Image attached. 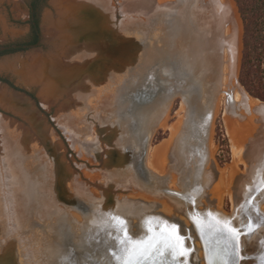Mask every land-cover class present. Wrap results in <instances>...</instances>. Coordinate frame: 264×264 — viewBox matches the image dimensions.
I'll return each instance as SVG.
<instances>
[{
    "label": "rangeland",
    "instance_id": "374dc122",
    "mask_svg": "<svg viewBox=\"0 0 264 264\" xmlns=\"http://www.w3.org/2000/svg\"><path fill=\"white\" fill-rule=\"evenodd\" d=\"M134 1L45 0L40 10L42 42L36 47L0 55V76L34 92L37 97L34 99L0 80V91L4 94L0 95V264H61L59 255L63 253L94 257L104 235L109 236L111 228L117 229L118 224L111 222L110 215L115 210L120 213L119 207L128 198L138 199L144 206L148 204L147 213H158L156 208H161L162 203L179 206L175 202L178 201L190 205L192 211L206 214L210 209L201 207V199L210 197L206 185L210 175L208 167L217 168L215 173L221 183L225 170L237 164L231 128L230 133L228 129L231 123L227 125L229 119L226 117V122L224 117L225 108L213 105L209 96L215 83L209 82L208 74L213 73L214 67L204 59L194 68L195 85L184 84L197 96H188L183 91L170 97L159 95L156 104L147 108L142 118L145 129L140 143L135 138L129 118L121 114L124 103L117 90L122 83L111 67L123 72V44L130 43L134 48L136 43L146 40L147 48H152L168 42L176 54H185L184 64L192 66V55L197 60L202 38L192 26L189 27L191 34L181 38V43L167 34L177 19L173 12L185 6L186 0H150L148 10L142 7L138 11L122 10L121 3ZM29 4L30 0H0V47L28 38ZM189 14L188 9L186 16ZM241 19L238 15L235 23L242 52ZM47 25L58 32L47 33ZM68 30L74 35V47L85 48L77 56L63 59L64 64L56 68L55 60L52 63L49 59L57 53L59 57L62 55V50L57 51L56 46L62 42L61 32ZM110 34H114L115 40ZM155 34L164 42L160 39L156 42ZM98 35H103L100 40ZM186 40L195 50L190 51L188 42L183 43ZM100 46L105 52L99 50ZM157 52L161 57V72H165L160 79L172 87L173 84L165 79L170 78L166 74L174 67L164 54ZM79 56L81 59L77 58ZM241 60L242 53L237 76L240 84ZM5 61L12 65L3 66ZM30 65L34 68L25 77L22 70ZM183 103L185 109H182ZM193 108L197 113H193ZM145 110L142 108L143 112ZM64 119L70 120L76 130L74 142L62 127ZM173 125L179 130L174 137ZM194 132L201 134L198 141L193 139ZM184 139H189L190 150L197 152L186 162L182 160ZM133 140L141 147L132 160L127 148ZM163 147L166 148L163 150ZM155 148L159 149L157 166L160 170L149 166ZM202 149L203 160L196 162L194 159ZM238 166L237 176H240L239 173H245L246 166L243 163ZM252 167L247 177L234 183V199L229 191L231 188L221 191L219 206L225 216L233 219L236 216L229 214L242 203L244 193H239L240 189L244 191L246 184L252 183L248 182L254 176L250 174ZM187 197H192V202ZM92 212L99 217L105 213L109 216L94 231L89 229L86 218ZM65 219L75 223V229L64 224ZM54 224L61 225L60 237H54ZM80 224L87 231L83 236L76 230ZM257 231L250 232L247 238ZM68 237L71 240L65 242ZM47 242L57 249L55 254H49ZM263 243L264 238L258 237L255 252L246 255L250 259L243 264H251ZM194 246L191 261L204 264L200 242L195 241Z\"/></svg>",
    "mask_w": 264,
    "mask_h": 264
},
{
    "label": "bare ground",
    "instance_id": "6f19581e",
    "mask_svg": "<svg viewBox=\"0 0 264 264\" xmlns=\"http://www.w3.org/2000/svg\"><path fill=\"white\" fill-rule=\"evenodd\" d=\"M149 1L150 0H136L134 3L130 2V4L121 3L122 10H124L123 8H127L129 11L134 9H136L134 11H138L140 7L144 10H148ZM188 9L190 14L187 17ZM173 14H175L177 19L175 23L171 24L172 27L168 29L171 31V29L174 28V31L177 30L178 32H183L184 30L185 37H187L191 34L189 27L192 26L196 28L198 35L202 38V46L197 55V60L199 59L202 62L204 59L210 62L215 69L213 74L215 87L212 96L213 100L211 101H213V105L223 106V108H225L224 113L226 116L224 115V117L230 120L227 122L226 119V124L228 125L229 122L231 123V127H228V129L230 133L231 128V138L233 139L234 154L237 164L231 166L229 170H225L224 182L225 188H231V190H228L231 191L230 194H233L234 199L236 195V191L232 188L235 187L234 183L238 181V179L239 181L242 180L244 176L247 177L246 175L249 173L250 167L253 165L254 161L258 160L261 150L264 148V101L247 93L237 80L242 47L241 38L238 37L236 33L235 23L239 12L234 0H186L185 6L176 8ZM55 32L58 31L55 30L53 26L47 25V33L52 34ZM59 37L62 42L59 46H56V49L57 51L59 49L62 50L63 53L61 52L62 55L60 57L57 53L55 57L53 56L49 59L52 63L54 62L53 60H55L54 66L56 68L64 64L63 59L75 57L85 48L83 47V49L80 50L81 47H74V35L71 34L69 30L66 32L62 31ZM183 37L179 34V43H181V38L183 39ZM187 42V40L185 42L183 41V43ZM188 44L190 51L195 50L191 43L188 42ZM77 58L81 59V56ZM41 59H43V57H41ZM47 62H49L48 59ZM3 64V66H11L12 62L5 61ZM33 68L34 67L30 65L28 69L22 70V74L28 77L30 69ZM62 71H64V68ZM0 95L3 96V92L0 91ZM62 127L65 133L71 137V140H75L76 130L72 122L68 119H64ZM132 142H134V140ZM131 145H133V143H131ZM158 154L159 149L155 148L150 161L151 166L157 165ZM240 163L246 166V170L244 174L239 173L240 176H237L239 169L238 165ZM220 187L214 191L221 193V190H219ZM122 205L121 208L119 207L120 213H117L116 210L115 213L124 217L127 221L121 231L124 233L127 241L119 251L118 264H191V250H189L190 239L187 238L189 233L184 230L186 226H180L177 222H171L161 214L147 213V208L141 205L135 208L130 206L131 204L128 202ZM94 209V212L98 209L96 204L94 205ZM102 215L99 217L92 212L91 216L86 217L88 220L87 224L88 226L90 225L89 229H91V231H94V228L102 221L108 220L109 216L107 217L106 213ZM134 216H136L135 218L137 221L135 218L133 220ZM63 217L65 216H62V218ZM64 224L71 225L75 229V223H71V220L67 221V219H65ZM60 226L61 225L56 224L53 225L55 234H52H54V237H60L58 233ZM76 230L82 236L83 233L87 232L85 226L81 224L80 226L78 225ZM173 231L179 236V244L176 243L175 238L170 236V233ZM50 237L51 235L49 234V238ZM47 243L48 246H52L49 242ZM50 246V250L48 249L49 254L53 255L57 252V249L53 246V248H51ZM213 250L215 251V249ZM206 257L207 258L204 257L205 264L227 263L221 251L220 254L211 257L212 259H209L206 251Z\"/></svg>",
    "mask_w": 264,
    "mask_h": 264
},
{
    "label": "flooded vegetation",
    "instance_id": "af4514ba",
    "mask_svg": "<svg viewBox=\"0 0 264 264\" xmlns=\"http://www.w3.org/2000/svg\"><path fill=\"white\" fill-rule=\"evenodd\" d=\"M30 20L33 18L32 16V8H31V0H30ZM32 30V26L30 23V32ZM30 35V33H29ZM42 36V31L39 35V40L41 39ZM31 40V38H28L23 41V42H15V44L20 45V48H31L32 45L37 44L36 43H29L27 41ZM14 44V43H12ZM11 45V44H7ZM7 50V49H6ZM4 51V50H3ZM192 67L195 68L197 67L198 64L201 65V61L192 55ZM201 69L203 70L202 66ZM215 70V69H214ZM203 74L204 71L202 72ZM213 73L208 74L210 81H215L213 80ZM211 83V82H210ZM214 87L209 91V96H213V91ZM182 109H185L186 104L183 103ZM178 125V124H177ZM173 125L172 126V134L173 137L177 135L178 133V126ZM200 133H193V139L196 138L198 141L200 138ZM189 139H184V144H183V151H182V160L183 161H190L191 159V154L194 156V154H197V152H193V149L190 150L189 146L187 145ZM133 145H130L132 148L137 151L139 149V144L137 142H132ZM169 142L167 143V145ZM167 147V146H166ZM166 147H163L165 149ZM196 147V146H195ZM192 151V152H191ZM203 149L198 152V157L195 158L194 160H203ZM152 154V153H151ZM159 155V154H158ZM165 153L163 154V156ZM260 157L258 160L254 161L253 167L251 168V175L253 176V179H249L248 182H252L251 184H246V189L243 191L240 189L239 193H244V198L242 200V203L236 210H234L230 216H233L234 214L236 215L233 218H230L229 216H225L221 211L220 208V193H217V191H214L218 189L220 186L221 191H223L225 188V182L221 181L215 174V170H212L210 166L208 167V170L210 171V175L208 176L207 179V187H208V192L210 197L204 196L202 200V205L201 207L203 208H209L210 211L207 212L206 214H201L199 212H196L195 210H191L190 205L183 204L182 202L175 201L179 203V206L176 205V207L170 205L164 206V203H162L161 208H156L158 213L155 212H150V214H161L164 217H166L169 221L171 222H177L180 226H188V233L189 236L187 238L190 239L191 245H189V250H191V256L194 253L192 249H194L195 241H199L201 245V253H202V258L204 259V264H205V258L206 257V251L207 255L209 256V259H212L211 257H214L215 255L221 253L224 254L225 259H226V264H243L246 262V260L250 259V256L246 257V255H249L252 252H255L256 250V240L258 237L261 236V238H264V226H261L262 223H264V148L261 150V153L259 155ZM151 158V155H150ZM150 158H149V166L160 170L158 166H154L150 164ZM132 160L134 158H131ZM206 160V159H205ZM182 161V162H183ZM197 162V161H196ZM201 162V161H200ZM133 163V161H131ZM158 163V162H157ZM133 168V167H132ZM211 169V170H210ZM218 178V179H217ZM222 180V179H221ZM243 181H241L242 184ZM244 184V183H243ZM245 185V184H244ZM253 189L255 190V193L252 194L251 197H249L250 193L252 192ZM239 190V189H238ZM243 191V192H241ZM188 200L192 202L193 198L192 197H187ZM127 200V199H126ZM248 203L246 204V202ZM131 204L133 208L136 206H144L141 204L142 201L140 200H128L126 203ZM172 203V202H171ZM144 207L148 208L145 205ZM138 208V207H137ZM176 208V209H174ZM178 213V214H177ZM179 215V216H178ZM227 223V224H226ZM244 226V229H243ZM205 228V229H204ZM235 229V233L232 231ZM195 232H194V231ZM258 230V231H257ZM257 231L251 238H247L246 235H248L250 232ZM203 235V236H202ZM186 237V236H185ZM206 238V239H205ZM204 243V244H203ZM215 249V251L213 250ZM217 249V251H216ZM205 251V252H204ZM205 257V258H204ZM191 261V260H190ZM207 263V262H206ZM191 264H197L193 263L191 261ZM251 264H264V243L261 245V250L258 251V253L255 254L254 256V261L251 260Z\"/></svg>",
    "mask_w": 264,
    "mask_h": 264
},
{
    "label": "water",
    "instance_id": "95a60500",
    "mask_svg": "<svg viewBox=\"0 0 264 264\" xmlns=\"http://www.w3.org/2000/svg\"><path fill=\"white\" fill-rule=\"evenodd\" d=\"M167 34H170V37L177 41L179 34L181 37H183V35L185 36L184 30L183 32H178L177 30H167ZM98 36L100 40L101 35ZM110 37L112 40H115L114 34H110ZM110 37L108 36V38ZM155 37L157 39L156 42H158L159 39L164 42L163 38L159 37V34H155ZM41 42L42 36L39 42L31 47H36ZM147 44L148 42L144 40L143 42L136 43L134 48H132L130 43H124L122 49V55L124 57L123 72L116 69L115 66H111L114 70V76L119 79V83H122L120 90H117V93L119 94L118 96L124 103L123 112H121V114L124 118H129L130 128L138 141H141L142 132L145 129L142 125V118L144 114H146L147 108L151 109L156 104L159 95H166L170 97L177 91H183L188 96H197V94L195 95V93L187 90L184 85L188 83L195 85L196 83V79L194 78L195 69L189 64H184L185 54H176L169 48L170 46L168 42L160 46L157 44L156 47L154 46L155 48H147ZM111 46L113 47V45ZM18 47H20V45L15 43L11 45H4L0 47V52L6 49ZM25 47L27 48V46ZM120 49L121 48L118 47V50ZM99 50L105 52V49L102 46L99 47ZM157 51H160L162 55L164 54L165 59H169L171 61V66L174 67L173 71L169 70L166 74V76H169L170 78L165 79L173 84L172 87L166 86L163 83V80L160 79V76L163 77L165 72H161V57L160 53ZM174 70L176 72H174ZM142 108L146 110L143 112ZM192 111L195 114L198 110L193 108ZM140 147L141 146L139 145V148ZM138 150L135 151L134 148L129 146L127 148V154L131 156L129 158L138 155ZM110 220L111 222L118 224L117 229L113 230L111 228L110 235H104V239L100 243V247L97 249V254L94 257L90 254H88L87 257H82L80 254L72 256L67 253H63L59 255V261H63L61 264H118L119 251L123 248L127 241L124 233L121 232L127 221L124 217L118 215L117 213L111 214ZM99 231L100 230L98 229L96 233ZM70 240L71 238L69 237L65 238V242ZM76 245L78 246V243Z\"/></svg>",
    "mask_w": 264,
    "mask_h": 264
},
{
    "label": "trees",
    "instance_id": "16d2710c",
    "mask_svg": "<svg viewBox=\"0 0 264 264\" xmlns=\"http://www.w3.org/2000/svg\"><path fill=\"white\" fill-rule=\"evenodd\" d=\"M45 0H31L32 16L30 20L32 30L27 41L36 43L42 31L40 10ZM241 20L243 21V48L239 80L251 95L264 100V0H234ZM27 48H10L0 52H15ZM0 80L10 87L25 91L34 99V92L15 85L12 81L0 76Z\"/></svg>",
    "mask_w": 264,
    "mask_h": 264
},
{
    "label": "snow or ice",
    "instance_id": "6c2138e0",
    "mask_svg": "<svg viewBox=\"0 0 264 264\" xmlns=\"http://www.w3.org/2000/svg\"><path fill=\"white\" fill-rule=\"evenodd\" d=\"M232 231L235 233L236 230L233 229ZM170 236L175 238L177 244L180 243L179 236L174 231L170 233Z\"/></svg>",
    "mask_w": 264,
    "mask_h": 264
}]
</instances>
